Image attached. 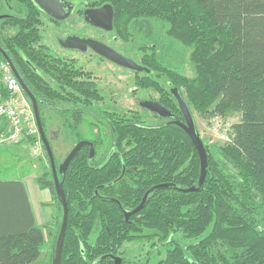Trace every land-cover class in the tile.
Listing matches in <instances>:
<instances>
[{
	"label": "trees",
	"instance_id": "16d2710c",
	"mask_svg": "<svg viewBox=\"0 0 264 264\" xmlns=\"http://www.w3.org/2000/svg\"><path fill=\"white\" fill-rule=\"evenodd\" d=\"M18 1L25 14L5 22L12 33L0 47L36 98L43 127V109L52 110L65 118L77 143L84 141L79 131L85 114H101L93 107L105 102L97 78L76 60L49 51L38 7ZM90 2L113 8V32L141 53V65L151 71L136 74L138 90H153L180 121L172 88L183 89L198 113L232 112L241 120L230 145L205 147L202 188L183 192L198 187L201 171L187 134L155 114L161 124L146 125L139 113L104 112L113 143L102 166L84 147L59 176L69 210L61 264H115L111 256L132 264L123 247L139 241L168 247L158 264H264V0ZM91 142L95 151L103 145L101 138ZM38 183L54 193L63 219L51 171ZM161 185L168 187L153 190L126 220L125 212ZM45 242L25 184L0 176V264H34Z\"/></svg>",
	"mask_w": 264,
	"mask_h": 264
},
{
	"label": "rangeland",
	"instance_id": "374dc122",
	"mask_svg": "<svg viewBox=\"0 0 264 264\" xmlns=\"http://www.w3.org/2000/svg\"><path fill=\"white\" fill-rule=\"evenodd\" d=\"M90 1V0H89ZM72 22V21H71ZM69 26L63 31L57 29L50 21L42 19V44L49 49V51L56 53L61 57H73L77 61L78 67L83 68L85 71L92 73L93 77L98 79V89L104 95L105 102L100 107L102 113L98 118L93 114H85L84 121L80 125V137L87 141L101 138L103 145L96 153L94 159L97 161L95 166H102L108 153L112 151L113 138L108 128L107 117L104 112H119V113H139L142 120L146 125L161 124L162 120L154 118L153 113L142 108V103L151 100H158V95L153 90L142 92L136 87V73L127 69L114 65L108 62H101L98 58L92 57L89 54L80 53L78 51L61 52L57 49L54 36L66 37L70 34H85L99 38L102 32L91 29L83 25L82 19L75 21V29ZM160 35L165 37L166 30L159 29ZM107 36V43L115 48L123 51V55L141 65L142 56L135 47H131L124 40L117 38L116 32H111ZM167 36V35H166ZM168 39V38H167ZM115 41V42H114ZM187 74L189 77L193 76V69L188 65ZM144 73V72H143ZM140 74V73H139ZM166 84V80L160 81ZM174 89V88H172ZM185 102L188 104L196 125V129L203 140L205 147L210 149L220 148L230 145L231 143L224 142L222 135L212 126L217 123L216 116L222 117L223 129L231 133L234 139L233 126L240 123L241 117L238 113L229 112L225 116L198 113L193 105L189 102L187 94L182 89L179 91ZM213 111V110H211ZM43 117L45 122V133L50 141L56 164L59 167L63 164L67 155L77 145L78 137L76 133L65 126V118L52 110L43 109ZM58 134L57 139H53L54 134ZM113 134V133H112ZM233 141V140H232ZM227 143V144H225ZM32 142L19 143V144H5L0 145V176L3 180H27L26 184L30 194L31 201L34 208L42 209V213L46 215L55 211V221L52 226L48 225L43 230L49 238L50 228H53V235L55 237L58 225L61 222V214L58 209V202L54 193L48 188H42L38 180L45 174L51 171L50 162L46 157L45 148L40 154L34 153V145ZM44 147V146H43ZM104 158V159H103ZM103 159V160H102ZM155 242L139 241L132 244H126L123 247L125 251V259L132 264H144L149 260V264H158L161 260V253L164 254L168 247H153ZM54 246V241H53ZM51 247L47 242L44 244L40 259L34 264H45L46 253ZM160 252V253H159ZM159 253V254H158Z\"/></svg>",
	"mask_w": 264,
	"mask_h": 264
},
{
	"label": "water",
	"instance_id": "95a60500",
	"mask_svg": "<svg viewBox=\"0 0 264 264\" xmlns=\"http://www.w3.org/2000/svg\"><path fill=\"white\" fill-rule=\"evenodd\" d=\"M34 2L38 5V7L41 10H43L47 15H49L54 20H63L67 17V15H62V13L64 12V9H63V5L61 4V0H34ZM85 17H86V21L89 24L93 25L94 27L102 29L106 32L113 31L114 11L110 5H104L98 9L88 10L85 13ZM59 43L65 49L72 50V51H79L83 53H86L88 48H91L96 54L103 57L104 59L112 62L113 64L119 67L127 69L131 72H134L136 74L143 73V72L150 74L151 72L150 70L143 67L142 65H139L135 61L124 56L123 54L117 52L116 50L96 40L82 39L80 37L70 36L66 40H60ZM0 54L11 67V70L13 71L15 77L19 81L25 94L27 95V97L32 103L33 111H34V115L36 119V124L39 130V135L43 143V146L45 148L46 154L49 158L50 168H51V173H52V177L54 181L56 194H57L58 199L61 202L62 209H63L62 225H61L60 233H59L58 240L56 243L54 260L52 264H61L62 251L64 247L66 229H67V224H68L69 210H68L66 196L62 189V184L60 183V180H59V176L64 175L67 172V169L69 165L71 164V162L73 161V159L75 158V156L84 147H88L90 149V159L91 160L94 159L95 153H96L94 144L90 141L79 142L68 154L63 164L58 167L56 164V160L54 157V153H53L50 141L45 133V130L42 124L36 98L30 92L27 85L23 81L22 77L19 75L14 65L12 64L11 60L1 48H0ZM171 93L179 106L181 114L184 118V122L177 119L175 114H173L169 109L165 108L158 102L147 101V102L142 103L141 106L143 109L153 114H156L158 117L164 120L174 119V121L171 123L181 128L192 141L199 155V159H200V164H201L200 179H199L198 187H193V188L182 190V191L183 192H197L204 185V182L207 176V166H208L207 151L203 143V140L200 137V134L198 133L196 129L194 117H193V114L188 104L185 102V100L183 99V97L181 96L177 88L172 89ZM167 187L168 185H161V186H157L149 190L144 196L141 204L134 211L125 212L126 220H128L131 215L137 214L143 209L149 194L153 190L159 189V188H167ZM111 258L114 260L115 264H123V260L120 257L111 256Z\"/></svg>",
	"mask_w": 264,
	"mask_h": 264
},
{
	"label": "built area",
	"instance_id": "2783aa9c",
	"mask_svg": "<svg viewBox=\"0 0 264 264\" xmlns=\"http://www.w3.org/2000/svg\"><path fill=\"white\" fill-rule=\"evenodd\" d=\"M214 121H217L212 126L215 131L224 142L231 143L233 137L223 129L222 117L216 116ZM28 139H32L34 153L40 154L44 147L32 103L9 64L0 58V145L19 144Z\"/></svg>",
	"mask_w": 264,
	"mask_h": 264
},
{
	"label": "flooded vegetation",
	"instance_id": "af4514ba",
	"mask_svg": "<svg viewBox=\"0 0 264 264\" xmlns=\"http://www.w3.org/2000/svg\"><path fill=\"white\" fill-rule=\"evenodd\" d=\"M34 3L37 7L38 5L34 2V0H27ZM61 4L63 5V9H64V12L62 13V15H67V17L63 20H54L53 18H51L49 15H47L43 10H41L39 7V11H40V16L41 18H45L47 19L48 21H50L57 29H61V31H63L65 28H67V26H69V23L70 24V28L71 29H75L76 26H75V21L82 19L83 21V25L91 28V29H94V30H97V31H100L102 32V36H100L99 38H95L93 36H87L85 34H70V35H67L66 37H60L58 35H55L53 38H54V41H55V44H56V47L57 49H60L61 52H67V51H72V50H68V49H65L60 43L59 41L60 40H66L68 37L70 36H76V37H80L82 39H90V40H96V41H99L103 44H105L106 46L116 50L117 52L119 53H123V51H120L119 49L115 48L114 46L112 45H109L107 43V36L109 33L111 32H106L102 29H99L97 27H94L93 25L89 24L87 21H86V17H85V13L86 11L88 10H93V9H98L100 7H94L92 5V3L89 1V0H61ZM25 12H24V8H23V4H21L18 0H0V43H2L4 37H8L10 36V34L12 33V31L8 32V31H5V22L8 21L9 19L11 18H16V17H19V16H22L24 15ZM72 21V22H71ZM43 41V39H42ZM115 42V41H114ZM1 48V47H0ZM2 49V48H1ZM3 50V49H2ZM4 51V50H3ZM79 52V51H78ZM5 53V51H4ZM54 55L58 56V57H61L59 55H57L56 53L52 52ZM80 53H83V52H80ZM6 54V53H5ZM84 54H89L90 56L92 57H96L98 58L101 62L105 61V62H108V63H112L106 59H104L103 57L99 56L98 54H96L91 48H88L87 52L84 53ZM62 58H66V59H74L76 60L75 58L73 57H62ZM113 64V63H112ZM115 65V64H114ZM31 66V65H30ZM33 69V66L31 67ZM97 78V77H96ZM98 79V78H97ZM105 101V100H104ZM150 101H155V102H158V100H151ZM104 104V103H103ZM101 105H97L96 107H93L94 109L93 110H96V111H99V109L102 111V108L100 107ZM99 115V112L97 113V115H93L95 117H97ZM154 115V114H153ZM156 115V114H155ZM178 119V118H177ZM184 120V118H183ZM167 122H173L174 119H171V120H165ZM184 122V121H182ZM84 141H87V140H84ZM91 142V141H90ZM78 144V143H77ZM68 156V155H67ZM105 158V157H104Z\"/></svg>",
	"mask_w": 264,
	"mask_h": 264
},
{
	"label": "crops",
	"instance_id": "0c3cea01",
	"mask_svg": "<svg viewBox=\"0 0 264 264\" xmlns=\"http://www.w3.org/2000/svg\"><path fill=\"white\" fill-rule=\"evenodd\" d=\"M20 181H22L25 184L27 192H28V187H27V184H26L27 180L25 179V180H20ZM28 196H29V199H30V202H31V206H32V210H33V213H34V216H35V219H36L37 226H39L42 229L44 227H47L48 225H51V224L53 226V224H54L53 220L55 221V219H56L55 211H53L49 215H46V213L43 214L41 208H37V210L34 208V205H33V202L31 201L29 192H28ZM53 228L54 227H52V228H50V230H48L49 231V238L47 237L46 232H44L45 238H46V242L49 245H51V247H49V249H48V251L46 253V263L45 264H51L52 253H53V241H54Z\"/></svg>",
	"mask_w": 264,
	"mask_h": 264
}]
</instances>
